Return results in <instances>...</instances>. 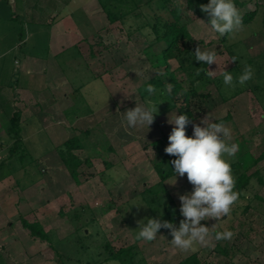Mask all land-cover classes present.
Here are the masks:
<instances>
[{
    "label": "rangeland",
    "instance_id": "obj_1",
    "mask_svg": "<svg viewBox=\"0 0 264 264\" xmlns=\"http://www.w3.org/2000/svg\"><path fill=\"white\" fill-rule=\"evenodd\" d=\"M135 1L144 4L148 0ZM173 1L186 8V0ZM248 1L250 3L243 8L235 6L243 16L259 4L257 16L251 23L243 24V31L235 38L228 35L224 44L220 42L224 36L212 31L205 19L191 12H185L183 19L196 48L200 46L201 50L217 52L216 64L209 67V70L216 71L213 77L223 78L225 70L234 78V88L224 83L221 88L211 84L201 91L208 95L207 98L191 101L194 123H199L208 115L212 122H216L229 112L232 114L231 121L224 125L231 130L230 143L237 144L239 148L235 156L225 158L230 166L235 164V167L231 166L234 178L239 173L241 160L245 168H250L253 159L264 151V91L257 94L259 99L252 91L254 85L264 89V0ZM101 17L96 19L99 31L91 40L94 43L92 55L85 46V58L73 48L56 61L66 79L63 88L55 91V96L66 95V101H62L58 107L60 110H57L62 112L63 106L66 109L71 107L65 118L58 113L63 122L55 124L58 125L55 128L46 129L40 120L33 117L25 126L24 133L28 139L18 149L9 169V172L16 171L23 162L34 169L36 177L47 180V186L35 185L31 191L33 204L30 209L33 210L28 219L41 221L49 234L47 242L35 238L32 264L104 261L111 249L117 251L129 246L135 248L137 259L144 258L147 264H178L191 254H197L202 264H264V160L248 172L252 174L258 170L263 183L256 176L252 177L229 216L219 221H201L210 227L209 246L196 245L195 250L183 252L171 245V230L165 228L158 231L154 241L136 239L138 221L146 223L150 218L169 221L178 229L183 219L181 214L176 215L181 207L178 195L191 192L194 186L189 183L186 174L177 176L175 185L171 184L175 176L161 182L155 168L164 155L168 160L176 157L164 150L174 127L169 119L180 115L159 85L160 81L168 80L163 67H155L152 62L161 51L162 44L150 46L146 34L135 29L137 21L129 20L133 25L131 30L129 24L110 23ZM18 25L24 29L20 20ZM212 41L214 43L210 44ZM39 52L45 51L41 49ZM233 57L237 58L235 62ZM170 64L172 70L177 69V62L171 61ZM246 65L252 67L253 77L240 85L238 78ZM179 78L188 89L190 83L186 76L179 73ZM149 83L156 88L151 96L146 91ZM16 84L14 81V89ZM149 100L158 108L154 123L149 128L127 127L122 113L137 104L146 105ZM191 131L193 134V124ZM74 136H78L84 145L75 153L90 163L81 170L79 185L63 166L59 170L39 167L42 157L53 155L57 147ZM158 141L163 144L160 151L154 144ZM169 163L167 161L166 165ZM14 175L20 186L25 181L31 182L29 177L21 180L18 172ZM170 201L175 207L171 209V217H168ZM134 204L141 206L137 208ZM83 207H87L83 217L93 219V222L86 226L78 223L77 226L71 221V216ZM61 210L65 216L60 214ZM7 212L13 215L15 209ZM77 227H81L80 232L76 231ZM11 229L10 237H16L18 228L13 226ZM225 230L233 232L234 237L216 241V233ZM9 235H0V239ZM1 244L6 246V250L11 247L10 242ZM106 244H109L110 250L105 248ZM217 246L225 248L228 255L218 252ZM5 253L0 247V264H9ZM106 264L118 262L110 260Z\"/></svg>",
    "mask_w": 264,
    "mask_h": 264
},
{
    "label": "crops",
    "instance_id": "obj_2",
    "mask_svg": "<svg viewBox=\"0 0 264 264\" xmlns=\"http://www.w3.org/2000/svg\"><path fill=\"white\" fill-rule=\"evenodd\" d=\"M101 16L108 20L98 0H0V235L6 237L12 234L13 226L18 228L16 237L0 239L9 264L33 263L36 241L21 219L32 222L28 219L33 210L31 191L35 185L47 186V180L36 177L34 169L23 162L18 170L9 172L18 153L10 134L11 118L15 112L20 113L21 147L28 139L25 126L33 117L46 129L63 122L58 115L65 118L71 107L63 106L62 112L58 111L66 95L55 96V91L63 88L66 79L56 61L73 48L85 58L83 50L87 46L92 55L91 40L99 31L97 17ZM18 20L24 29L18 27ZM41 49L45 52H39ZM39 162L40 168H65L57 150ZM16 172L21 180L29 177L31 182L20 186L14 179ZM14 209L13 215L7 212ZM4 241L11 243L9 251L1 244Z\"/></svg>",
    "mask_w": 264,
    "mask_h": 264
},
{
    "label": "clouds",
    "instance_id": "obj_3",
    "mask_svg": "<svg viewBox=\"0 0 264 264\" xmlns=\"http://www.w3.org/2000/svg\"><path fill=\"white\" fill-rule=\"evenodd\" d=\"M200 9L210 18L207 25L221 37L229 35L235 38L244 29L242 16L233 0H209V3L201 5ZM199 21L205 24L203 20ZM150 32V29L145 30V34ZM194 57L202 64H216L217 52L201 50L198 46ZM236 59L233 57L232 61L235 62ZM206 74L213 77L216 71L207 69ZM222 75L223 83L234 88L232 74L224 70ZM252 77V67L246 65L238 78V83L244 85ZM172 87V84L166 85L169 94ZM146 91L151 96L156 92V88L149 83ZM157 113V104L149 100L146 105L137 104L135 108L128 109L122 114L127 127L149 128L154 123ZM189 122L187 115H173V118L169 119V123L174 127L168 137L169 144L164 150L166 154L177 157L171 161L175 176V181L171 184L175 185L177 176L183 177L186 174L189 183L194 186L191 192L178 195L181 202L180 214L183 217L179 228H175L169 221L150 218L146 223L138 221L139 231L136 235L137 240L151 242L157 238L161 228L170 229L173 237L170 241L171 245L183 252L195 250L196 245L209 246L210 227L205 226L201 221L209 219L219 221L229 216L240 196L238 191H234L235 178L230 163L225 158L235 156L239 148L237 144L230 143L231 130L223 123L212 122V118L208 115L199 123H193V135L188 136L186 125ZM133 206L139 208L141 205ZM234 235L228 230L218 231L214 239L231 240Z\"/></svg>",
    "mask_w": 264,
    "mask_h": 264
},
{
    "label": "trees",
    "instance_id": "obj_4",
    "mask_svg": "<svg viewBox=\"0 0 264 264\" xmlns=\"http://www.w3.org/2000/svg\"><path fill=\"white\" fill-rule=\"evenodd\" d=\"M186 8H182L177 5L173 0H148L144 4H140L135 0H98L99 5L110 23L121 22L122 24H129L130 29H133V25H130L129 20L137 21L136 30L145 33L146 29H150L151 32L146 34L150 46L155 44H162V49L155 55L152 62L155 67H163V73L168 77L167 82H159L161 89L167 93L169 100L174 106L177 107L180 115H187L189 117V123L186 125V135L192 136L191 126L195 121V116L191 110V101L195 98H207L208 95L201 93L202 90L209 85L214 84L218 88L223 86L222 77H209L206 72L210 65L202 64L195 60V43L194 39L189 31L188 25L183 22L185 12H192L197 17L205 19L208 23L209 17L206 13L200 9L201 5H206L209 0H186ZM234 4L243 8L250 2L248 0H233ZM258 4V3H257ZM258 6L256 9L244 13L242 16L243 24L251 23L258 14ZM263 30H264V12H263ZM227 36L225 35L220 39L221 43L227 42ZM212 41L210 44H213ZM171 61L178 63V67L175 70L171 69ZM179 73L186 76L189 80V88H185L182 80L179 78ZM199 73V74H197ZM172 84V91L169 94L166 90V85ZM264 89L259 85H254L252 91L256 94ZM258 98V96H257ZM259 99V98H258ZM232 114L229 112L225 117L217 119V123H227L231 121ZM20 113L15 112L11 118L10 134L15 138L14 148L18 151L21 149V127H20ZM89 133L88 130L85 131ZM158 146V149L162 148L161 141L154 143ZM84 145L82 140L78 136L67 139L61 146L57 147L58 155L67 169L70 177L73 179L76 185L80 184L81 170L85 165H89L88 160H82L75 151L82 150ZM241 156V154H239ZM167 155H164L159 164L156 165V171L161 179V182H165L174 177V166L171 164L172 160L177 157H173L171 160L166 159ZM264 160V151L256 159H253L252 165L256 166L258 163ZM170 162L166 165V163ZM232 164L231 166H234ZM239 173L235 178L234 191L241 193L251 182L252 177L256 176L260 182L263 183L258 170L252 174H248L250 168L246 167L242 163ZM235 167V166H234ZM248 168V169H247ZM166 205V203H164ZM170 209L167 210V216L171 217V209L175 207L173 201H170ZM87 207H83L82 210H76L71 216V221L74 224L83 223L88 225L93 222V219H87L83 217V212ZM60 214L65 216L62 210ZM177 216H181L179 211L176 212ZM174 220V219H173ZM173 220H171L173 222ZM22 225L26 228L32 237L41 241H48L49 234L44 230L43 226L38 221L29 222L22 218ZM77 232L81 231V227L76 228ZM105 248L110 250L109 244L105 245ZM216 250L223 255L227 256L228 252L225 248L217 246ZM113 260L118 264H147L144 258L137 259V253L133 246L121 247L117 251L110 250V254L104 261L88 262L86 264H106V262ZM178 264H202L197 254H191L190 256L182 259Z\"/></svg>",
    "mask_w": 264,
    "mask_h": 264
}]
</instances>
